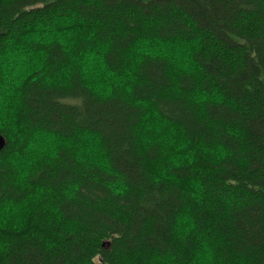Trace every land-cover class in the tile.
Masks as SVG:
<instances>
[{
    "label": "trees",
    "instance_id": "1",
    "mask_svg": "<svg viewBox=\"0 0 264 264\" xmlns=\"http://www.w3.org/2000/svg\"><path fill=\"white\" fill-rule=\"evenodd\" d=\"M25 32L30 73L0 68V264H264V0H0L2 62ZM38 134L65 144L26 155Z\"/></svg>",
    "mask_w": 264,
    "mask_h": 264
},
{
    "label": "rangeland",
    "instance_id": "2",
    "mask_svg": "<svg viewBox=\"0 0 264 264\" xmlns=\"http://www.w3.org/2000/svg\"><path fill=\"white\" fill-rule=\"evenodd\" d=\"M53 25H51L50 28H52ZM41 28H36L34 32H40ZM26 34V35H25ZM40 35H43V33H40ZM37 39L38 34L37 33H24V36H18L17 39H15L14 43L16 46H19L17 48H15L13 50V52L11 54H7V52L5 53V61H1L0 60V68L3 66L5 73L6 74V78L10 77V79L12 80V82H9L11 86H15V84L17 85L21 80L18 78L23 77L26 74H29L30 70L29 68H26L25 63L27 61H29V59L32 57V52H30L29 48L25 47V42L27 41V39ZM44 38H46V40H48V36H44ZM68 42V41H67ZM189 47L188 43H183L180 46H175L172 45V43H167V44H159L157 43L156 46L153 49V52L156 50L158 52H161L163 54H169L171 55L172 58V62L174 63V68L175 70L177 69H183V68H187V63H189L190 61L187 59V57H185L183 54L184 52L181 51V47ZM142 48L141 46L136 48V51H141ZM10 57V58H9ZM95 57H93L91 60L92 62L94 61ZM16 60V63L13 61ZM13 63V64H10ZM34 64L40 66V61L39 60H34ZM93 67V65H92ZM94 68V67H93ZM98 77H100V75L94 74ZM7 88L6 86L4 87ZM95 90L98 91H105L103 89V87L98 85H95ZM9 90V88H8ZM0 97H3V94L0 90ZM2 102V99L0 100V103ZM165 125L162 124L160 121H158L155 117V115L151 114L149 115V122H148V127H146L149 130V133L151 135H153L155 138H157V136L160 135L159 139L163 142V143H172L174 142V146L175 148L179 149V148H185V143L183 142L182 139H180V134L176 133L175 129H172L170 127H165L166 129H162L164 128ZM167 130V131H166ZM166 137V139H164ZM177 137L179 139H177ZM57 138H53L51 136L45 135V134H38L36 135L27 145V149H26V155L28 156H33V153H37L35 151H37V149L46 152L49 155H53L55 152V145H64L65 143H63L61 141V143L56 140ZM86 143V147L84 149V151L86 152V157L89 159V161L94 160V161H103L102 160V155L101 152L99 151L96 142L94 140V138L92 137H87L85 140ZM82 149V148H81ZM80 149V150H81ZM175 159V156H174ZM25 160H20V163H23ZM28 164V163H27ZM6 214V213H5ZM5 214L3 216H5Z\"/></svg>",
    "mask_w": 264,
    "mask_h": 264
},
{
    "label": "water",
    "instance_id": "3",
    "mask_svg": "<svg viewBox=\"0 0 264 264\" xmlns=\"http://www.w3.org/2000/svg\"><path fill=\"white\" fill-rule=\"evenodd\" d=\"M6 146V141L2 135H0V151Z\"/></svg>",
    "mask_w": 264,
    "mask_h": 264
},
{
    "label": "bare ground",
    "instance_id": "4",
    "mask_svg": "<svg viewBox=\"0 0 264 264\" xmlns=\"http://www.w3.org/2000/svg\"><path fill=\"white\" fill-rule=\"evenodd\" d=\"M0 135H1V134H0ZM2 136H3V135H2ZM3 137H4V136H3ZM4 139H5V138H4ZM5 141H6V139H5ZM2 150H3V149H2ZM106 244H107V243H106ZM106 244H104L103 247H105Z\"/></svg>",
    "mask_w": 264,
    "mask_h": 264
}]
</instances>
